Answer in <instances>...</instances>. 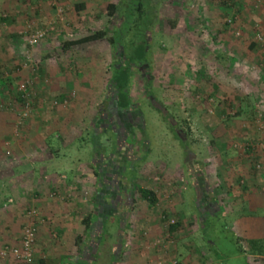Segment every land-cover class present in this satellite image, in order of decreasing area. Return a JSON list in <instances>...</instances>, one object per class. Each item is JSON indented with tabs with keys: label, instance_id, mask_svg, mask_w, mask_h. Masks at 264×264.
Instances as JSON below:
<instances>
[{
	"label": "rangeland",
	"instance_id": "obj_1",
	"mask_svg": "<svg viewBox=\"0 0 264 264\" xmlns=\"http://www.w3.org/2000/svg\"><path fill=\"white\" fill-rule=\"evenodd\" d=\"M83 1L85 8L77 9ZM120 1L0 0V140L13 154L12 138L75 139L63 150L73 166L77 160L93 165L92 154L97 155V200L87 190L76 217L78 223L83 215L97 213V224L88 233L83 232L87 223L80 224L82 234L69 242L71 247L63 241L66 251L51 240L52 251L70 248L62 264L77 257L88 264L94 258L93 264H137L141 258L153 264H216L204 237L233 252L235 237L230 221L226 237L220 234V220L217 227L209 221L200 230L206 200L226 215L233 208L234 191L253 184L248 175L256 178L254 188L264 190V0H165L147 33L148 62L134 66L132 91L121 93L130 96L127 118L115 115L120 110L110 81L113 69L123 63L121 54L107 40L97 42L94 64L89 55L95 46L63 48L97 31H112L121 19L108 6ZM36 31L45 37L32 46ZM84 88L91 91L89 101L97 97V127L53 126L61 109L83 102L78 97ZM25 89L31 96L27 109L17 102ZM64 89L70 94L61 97ZM40 106L39 127H30ZM141 189L155 194V205L141 196ZM201 190L207 192L205 200ZM51 196L62 200L65 194L55 191ZM258 214L264 216V210ZM107 216L104 235L100 226ZM26 225L15 242L0 250L18 246ZM145 232L152 240L141 236ZM250 260L264 264L263 257ZM41 261L35 256L36 264ZM227 264L243 263L236 259Z\"/></svg>",
	"mask_w": 264,
	"mask_h": 264
},
{
	"label": "crops",
	"instance_id": "obj_2",
	"mask_svg": "<svg viewBox=\"0 0 264 264\" xmlns=\"http://www.w3.org/2000/svg\"><path fill=\"white\" fill-rule=\"evenodd\" d=\"M83 2L84 5H87L86 1ZM87 45L95 46L94 49L96 51L89 55V59L94 60L92 62L95 64L97 61V42L85 44V46ZM109 49L112 52L110 46ZM88 67H83V74L89 70ZM47 72L49 73V68H47ZM58 74V72H55L52 75L58 77ZM87 79H90V75L85 74L83 80L86 81ZM79 92L82 96L78 97V99L83 102L78 103L79 106H71L69 110H67L68 108L61 109V116L52 121L53 126L67 128L69 127L67 125L76 123L79 126L85 125L88 128L97 127V97L89 101L91 94L89 89L84 88ZM59 94L61 97H66L64 95H69L70 92L64 89ZM39 100L41 101L42 98L40 97ZM87 101L94 103V106L91 107ZM41 111L42 108L37 113L35 110L36 115L32 117L30 127H33V125L39 127L40 121L37 117L38 114L42 115ZM56 137L47 136L43 138L33 137L32 135L29 142H21L9 138L11 140L9 144L12 148L10 150L13 154L6 150L5 139L0 140V248L5 243L16 241L21 236L23 226L32 221L29 215L30 211L38 210L46 221L44 225H39V234L35 244V256L42 260V264H62L63 255H68L70 248H68L67 252L61 253L52 251L48 247L56 243L60 246V250L66 251L65 247L62 246L63 241H68V246L71 247L69 242L71 240L75 241L76 238H79V234H82L79 233L82 232L78 228L80 224L85 223L86 225L88 218L90 219L88 223L97 224V213L83 215L85 217H82L81 221L76 223V217L79 214V204H83L85 192L88 190L93 198L95 196L97 200V166L95 165L97 155L95 152L92 154L93 165L87 166L81 163V160H77L75 166L70 165L67 160L68 156L63 150L75 142V139L63 141L58 140V135ZM54 143H56V147L51 146ZM92 176L94 178H91ZM248 176L254 179L250 181L253 184H249L246 189L241 191H234L235 195L232 196L234 197L233 208L226 214V217L232 223V231L240 238L244 240L264 239V216L258 214L259 211L264 210V190L261 191L259 188H254L256 178L254 175ZM55 191L65 194L62 200L52 199L51 193ZM92 218H96V221L92 222ZM92 227L91 229H95L94 226ZM84 231L88 233V227ZM140 234H143L141 235L143 238L147 236L146 239L152 240L153 238L152 234H150L152 237L148 238L146 232ZM54 238L57 240L54 241ZM51 240L55 243H52ZM159 243L160 241H157L156 245ZM95 247H92L91 250L93 257L97 256ZM78 254L81 253L78 252ZM57 257H59L58 261L56 260ZM132 258L137 261L135 257ZM95 260L94 258L89 263H97ZM139 260L137 262L140 263L137 264H153L152 259L149 262L142 260V258ZM13 261L12 259L7 261L0 259V264H15L12 263ZM83 262L86 263L87 261L77 257L75 262L69 264Z\"/></svg>",
	"mask_w": 264,
	"mask_h": 264
},
{
	"label": "trees",
	"instance_id": "obj_3",
	"mask_svg": "<svg viewBox=\"0 0 264 264\" xmlns=\"http://www.w3.org/2000/svg\"><path fill=\"white\" fill-rule=\"evenodd\" d=\"M164 1L165 0H121L116 5L110 4L108 6L109 11L113 16L117 13L121 19V23L116 25L112 31H108V29L100 30L77 41L66 42L63 45L64 50H68L73 46L107 40L114 52L116 54H121V57H123V63L113 69V76L110 80L113 84L112 88L116 94V107L121 112L127 111L128 109L130 96L124 98L121 93L122 90L125 89H127V92L132 91L134 66L140 68L148 62L147 58L150 55V44L146 38L147 33L156 25L160 16V8ZM76 8L82 10L85 8V5L79 4ZM126 43H129V45ZM127 52H129V54ZM128 57H130V61H128ZM27 94L28 91L20 92V95L17 97V102L19 101L20 103H23V109L28 108L27 104L31 100V96H28ZM182 142L185 148H188V144L183 140ZM115 150H117V148H115ZM140 194L144 199L149 201L151 205L156 204L157 200L152 191L141 189ZM200 195V198L205 200L207 192L205 190H201ZM206 212L207 213L204 215V219H202L200 224V230H205V228L209 225V221H212L209 226L217 227V224H219L218 221L220 220V222L222 221L219 227L221 232L220 234L225 236L228 231V218L224 213H220V209L217 210L214 208L211 199L206 200ZM108 217L110 216H107L105 221H103L100 226L104 235L106 234L105 223L107 222ZM89 220L90 219L88 218L87 221L89 222ZM88 222L87 227L90 232L93 223ZM178 228L179 223L172 225L170 227L171 234H174ZM233 233L235 237L233 242V246L235 247L234 252L226 251V249H219L214 240L210 237H204L212 259L216 262V264H227L236 259H239V261L243 264H252L250 260L251 256L255 258H264V239L244 240L237 236L235 232ZM101 241L102 239H99L97 243L100 244L99 242ZM242 244H245L246 247L244 248ZM115 261L113 260L114 264H116ZM86 264H88V262H86Z\"/></svg>",
	"mask_w": 264,
	"mask_h": 264
},
{
	"label": "built area",
	"instance_id": "obj_4",
	"mask_svg": "<svg viewBox=\"0 0 264 264\" xmlns=\"http://www.w3.org/2000/svg\"><path fill=\"white\" fill-rule=\"evenodd\" d=\"M44 37V32L36 31L31 37L30 44L33 46L43 40ZM24 92H26V89ZM27 106H29V104H27ZM24 116H27V114H24ZM29 215L31 216L32 221L25 226L23 235L20 239V244L15 247L7 246L1 249L0 259L8 260L11 258L15 260L17 264H36L35 244L38 237L39 224H42V220L39 219V214L36 210H31ZM173 264H178V262H174Z\"/></svg>",
	"mask_w": 264,
	"mask_h": 264
},
{
	"label": "flooded vegetation",
	"instance_id": "obj_5",
	"mask_svg": "<svg viewBox=\"0 0 264 264\" xmlns=\"http://www.w3.org/2000/svg\"><path fill=\"white\" fill-rule=\"evenodd\" d=\"M129 113L131 114V112H129L128 110L127 111H122V112L121 111H119V112L116 111L115 115H118V116L119 115H122V116H119V117H125V118H127L126 115L129 114ZM128 121L130 122V120H128Z\"/></svg>",
	"mask_w": 264,
	"mask_h": 264
}]
</instances>
